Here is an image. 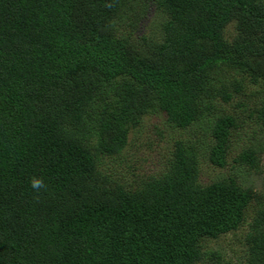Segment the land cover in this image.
<instances>
[{
    "label": "trees",
    "instance_id": "obj_1",
    "mask_svg": "<svg viewBox=\"0 0 264 264\" xmlns=\"http://www.w3.org/2000/svg\"><path fill=\"white\" fill-rule=\"evenodd\" d=\"M153 112L211 117L209 162L259 168L264 139L232 137L264 129V0H0V264H232L210 242L242 227L264 264L263 193L202 183L193 143L131 183L103 167Z\"/></svg>",
    "mask_w": 264,
    "mask_h": 264
},
{
    "label": "rangeland",
    "instance_id": "obj_2",
    "mask_svg": "<svg viewBox=\"0 0 264 264\" xmlns=\"http://www.w3.org/2000/svg\"><path fill=\"white\" fill-rule=\"evenodd\" d=\"M161 16L151 10L143 20L141 32L159 34ZM232 30L230 26V31ZM232 109V106L228 105ZM239 115L244 116L239 110ZM245 113V112H244ZM246 118L245 124L234 132L232 139L236 140L232 145L235 154L239 146L244 142H255L264 139V129L255 121V118ZM211 117L200 119L188 129L170 127L165 122L162 113L153 112L145 115L141 123L128 132L127 144L120 154L104 159L103 167L114 176L132 182L141 176L157 174L163 171L171 157L175 141L182 139L185 143H193L199 151L198 172L202 183L212 181L224 176H235L243 186L251 185L263 193L264 201V152L260 156V166L251 171L247 165L228 164L218 167L209 162L207 148L210 143ZM252 134L256 135L254 138ZM254 212H249V219ZM246 228L242 227L234 233H227L210 242V246L218 249L230 260L232 264H239L246 253L245 247Z\"/></svg>",
    "mask_w": 264,
    "mask_h": 264
},
{
    "label": "clouds",
    "instance_id": "obj_3",
    "mask_svg": "<svg viewBox=\"0 0 264 264\" xmlns=\"http://www.w3.org/2000/svg\"><path fill=\"white\" fill-rule=\"evenodd\" d=\"M31 183L33 184L34 187H37V188L41 186V182L37 179H33Z\"/></svg>",
    "mask_w": 264,
    "mask_h": 264
}]
</instances>
